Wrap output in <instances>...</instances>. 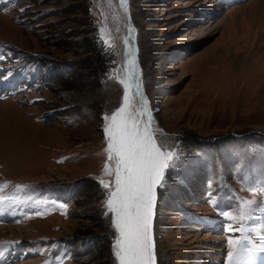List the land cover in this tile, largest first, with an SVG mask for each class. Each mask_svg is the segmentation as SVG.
<instances>
[{"label":"rangeland","instance_id":"rangeland-1","mask_svg":"<svg viewBox=\"0 0 264 264\" xmlns=\"http://www.w3.org/2000/svg\"><path fill=\"white\" fill-rule=\"evenodd\" d=\"M97 1L0 3V195L22 201L13 221L0 210V264H103L105 238L118 264L100 181L114 182L102 117L118 107L121 91L114 36ZM74 5L85 12H71ZM129 9L152 129L180 153L157 202V264H227V242L242 235L234 231L241 225L257 249L251 264H264L250 229L256 219L246 226L264 210V0H129ZM84 28L108 64L95 77L75 67L93 55L73 44ZM85 178L98 183L96 197L78 189ZM96 213L107 235L81 232ZM193 214L212 217L215 227L194 223Z\"/></svg>","mask_w":264,"mask_h":264},{"label":"snow or ice","instance_id":"snow-or-ice-1","mask_svg":"<svg viewBox=\"0 0 264 264\" xmlns=\"http://www.w3.org/2000/svg\"><path fill=\"white\" fill-rule=\"evenodd\" d=\"M4 0H0V3ZM24 9H21L23 12ZM131 31V29H129ZM3 59V57H0ZM129 80H120L124 85L122 105L102 119L107 141L108 159L115 161L114 182L110 185L100 181L107 192L105 203L106 216L110 215L111 224L117 233L113 252L118 264H154L153 216L158 189L165 187V174L179 165L180 153L175 148L159 143L152 129V117L138 118L145 115L143 104L146 98L140 94L139 81L132 82L131 75L135 68V59L128 60ZM11 76V72L8 73ZM7 78V77H5ZM135 86L142 104L133 106L128 89ZM105 174H111L108 166ZM27 185H16L18 191ZM9 201L18 203L13 197L0 196V203ZM254 201L245 202L241 207L239 219H248ZM40 214V213H38ZM242 235L229 238L227 246V264H251L250 257L257 250L252 240L244 232V226L234 229ZM259 250L264 251V246Z\"/></svg>","mask_w":264,"mask_h":264},{"label":"trees","instance_id":"trees-1","mask_svg":"<svg viewBox=\"0 0 264 264\" xmlns=\"http://www.w3.org/2000/svg\"><path fill=\"white\" fill-rule=\"evenodd\" d=\"M73 7L74 10H72L71 12L73 13H77V12H85L84 9H80L79 7H81V5L78 7L77 5H74ZM79 8V9H78ZM77 20V19H76ZM83 21V22H79ZM78 23L79 25H84L86 24L85 20L82 19H78ZM77 23V24H78ZM75 34L77 35H81L80 38H77L76 41H73V44L76 47H84L85 50H83V52H93V55H91L90 57L84 58L79 60L78 62H76L75 67L77 69H82L84 71H91V73L93 74V76H97L99 75L103 70H106L108 67V64H106V69L105 68V61L102 59L101 54L99 53V50L95 48L94 43H93V38L91 36V33L89 30H87L86 28L84 29H79L77 31H74ZM70 34H72V32H70ZM109 39L111 38L113 40V37L109 34ZM138 42V41H137ZM139 47V52H138V56H139V62L140 65L142 67V49L140 47V45L138 44ZM113 52H114V57L112 59V66L114 68L115 63H116V49L114 46V40H113ZM91 61V63H90ZM93 61V62H92ZM167 176V173L165 174V178ZM97 186L98 183L90 178H85V180L78 182V189L80 191H82V193H84V195L86 196H97ZM199 190V189H198ZM162 195V189H158V200ZM158 202V201H157ZM156 207H159L158 205H156ZM158 215V213L155 215V217ZM96 222L92 223L91 225H87L86 229H84V231H81L83 233H88L89 228H96V232H100L103 234H108V227L106 226V224L104 223V220L100 217L99 213H96L95 217ZM99 253L101 258L103 259V264H113L112 262V257H110L107 253V242H106V238L102 239L101 244H99Z\"/></svg>","mask_w":264,"mask_h":264},{"label":"water","instance_id":"water-1","mask_svg":"<svg viewBox=\"0 0 264 264\" xmlns=\"http://www.w3.org/2000/svg\"><path fill=\"white\" fill-rule=\"evenodd\" d=\"M107 6L111 7L112 10H114L115 17L118 15L120 18L119 37L116 36L113 37L115 42V48L117 50V61L114 68L115 82L126 79V77H129L130 65L128 64V60L131 56L135 59V65H136L134 70L132 71L131 80L132 82L139 81L140 83L141 67L138 58L136 30L130 14L129 0H107ZM129 29H131V31H129ZM110 33L112 32L110 31ZM136 73H137V77H136ZM135 77L136 80L133 79ZM134 89L136 92L135 86ZM135 94H137V92ZM123 95H124V91H123ZM154 220H155V209L153 216V226H154ZM152 232H153V240H154V264H157L156 243H155L153 227H152Z\"/></svg>","mask_w":264,"mask_h":264},{"label":"bare ground","instance_id":"bare-ground-1","mask_svg":"<svg viewBox=\"0 0 264 264\" xmlns=\"http://www.w3.org/2000/svg\"><path fill=\"white\" fill-rule=\"evenodd\" d=\"M97 5H98V9L101 12V15L103 16V24H104V26L108 30H110L112 32L111 33L112 35L114 34L113 36L119 37V32H120L119 31L120 30L119 29V21H120L119 16L117 15L118 18H117V16L115 17L114 10H112L111 7L107 6V0H98L97 1ZM135 30H136V28H135ZM136 35H137V32H136ZM138 52H139V49H138ZM138 58H139V56H138ZM136 77H137V73H136ZM136 77L133 78V79L136 80ZM121 78H122V76H121ZM143 78H144V75L142 74V70H141V81H140V83H141L140 84L141 85L140 86V91L141 92H140V94H142V96L145 98V91H144V87H143ZM123 80H125L127 82L129 80V77H126V79H123ZM116 83H117L116 86H114L115 89L116 90L119 89L121 91V100H120V103H119V105L117 107V108H119L122 105V103H123L124 85H122L121 83H119V81H116ZM111 91H114V89L111 88ZM135 93L136 92H135L134 85H133V86H131L128 89V95L130 97V101H131L132 105L133 106H136V107H139L142 104V101L140 99V95H137ZM68 96L69 97H72L73 95L69 94ZM143 107L145 109V115L142 116V117L139 116V113H137V115H138V118L146 120L149 114L152 116V113H151V110L149 109V107H148L147 104H143ZM157 201H158V191H157V200H156L155 207H154V209H155V215H156V210H157V207H156ZM13 205H14V203H11L9 201H6L3 206H5L4 207L5 209H9L10 212L15 213L16 212V207L13 208ZM3 206H1V208ZM1 208H0V210H1ZM255 219H256V221H255ZM191 220H194L193 222L194 223H197L199 225L200 224L206 225V227H208L211 230L215 227L214 224H211L212 222H209V221L208 222H203V221L200 222V220H199L198 217H194V219H191ZM253 220L255 221V223H254V226L250 227V229H251L252 232H257L256 233L257 234L256 235L257 236L256 237L257 238V240H256L257 243L260 241L261 242L260 245L261 246H264V210L263 209H257V212H256L255 216L253 218H251L249 220V222H251V224H252L253 223ZM251 224H249L248 227ZM153 229H154V226H153ZM260 233H262V236H259Z\"/></svg>","mask_w":264,"mask_h":264}]
</instances>
